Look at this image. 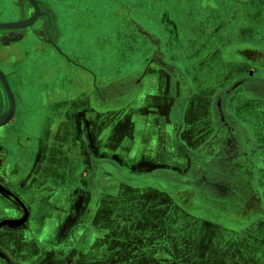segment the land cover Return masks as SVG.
Returning <instances> with one entry per match:
<instances>
[{
	"label": "crops",
	"instance_id": "obj_1",
	"mask_svg": "<svg viewBox=\"0 0 264 264\" xmlns=\"http://www.w3.org/2000/svg\"><path fill=\"white\" fill-rule=\"evenodd\" d=\"M52 1L53 10L63 3ZM253 2L80 0L74 9L81 20L70 37L54 22L51 45L36 46L20 62L16 40L4 43L0 68L16 105L0 119V264H82L97 250L125 244L123 234L158 231L167 217L174 227L190 224L211 238L225 232L189 210L183 201L191 187L182 180L203 186L216 183L215 174L233 176L245 198L252 130L229 121L224 97L257 106L261 121L254 128L264 138V78L254 75H264V25H246L250 13L259 19L263 10L250 9ZM259 27L263 33L251 43L246 34L255 31L247 28ZM108 43L116 45L117 62L97 70V47ZM243 65L250 75L239 71ZM222 75L232 82L211 85ZM250 79L256 82L246 84ZM0 104H6L1 92ZM195 111L202 115L190 116ZM207 122L215 132L204 141L196 129ZM226 132L233 135L225 139ZM258 147L257 156L264 145ZM253 161L263 176L255 189L262 210L264 156ZM144 181L159 190L139 187ZM206 191L226 201V210L242 200ZM144 210L160 215L152 223Z\"/></svg>",
	"mask_w": 264,
	"mask_h": 264
},
{
	"label": "rangeland",
	"instance_id": "obj_2",
	"mask_svg": "<svg viewBox=\"0 0 264 264\" xmlns=\"http://www.w3.org/2000/svg\"><path fill=\"white\" fill-rule=\"evenodd\" d=\"M11 1L12 0H0V21L15 16ZM62 1L63 3H59V5L54 7L57 15L55 25L60 31H63L65 35L70 37L76 30L73 28L74 21L81 20V17L77 15L74 9L78 6L80 0ZM252 4L250 9H253L255 12L257 9H262L263 11L258 14L260 16L263 15V17L255 19L254 14L250 13V19L253 21H248L246 25L252 27L257 23L264 25V0H254ZM259 15H257V17ZM217 16L218 15L212 20H215ZM205 19L206 18L203 20ZM247 29H250V32L251 30L255 31L246 34L247 39H251L249 40L251 43L256 42L257 38L263 33L261 27L258 28V31L254 28ZM115 46L116 45H114V48ZM114 48L111 43H108L104 47H97V70L105 61L115 59L113 61L117 62L115 51H113ZM104 58L105 60H103ZM243 66L245 67L241 66L239 71H242L244 68V75H250V73H248V66ZM254 75L255 78H264V75L261 76L260 73ZM231 82L232 77L222 75L210 83L211 85H220L222 87L227 86ZM253 82L256 81L250 79L246 84L252 85ZM219 89L214 91L215 94L212 103L215 101ZM26 99L31 102L30 98L27 97ZM250 102V100H244L237 96L229 97L225 95L224 97L225 112L228 115L229 121L232 123L236 120L235 122L237 123L235 125H239L241 130H245L246 125L252 130L250 136L249 134L247 136L251 139V142H253L248 149L249 158L247 159L252 161H246L243 167L244 183H242L241 190L245 194V198L243 199L244 202L237 208L231 203L232 206L226 210L222 206V204H227L226 201L223 203L221 197L218 196L217 193L211 194L207 192L205 186L196 184L197 180H192L191 182L193 184H190V181L186 178H183L184 181L182 180V186L189 189L191 187V193L187 192L186 199L183 201L185 204H189L188 207L192 205L189 207V210L194 211L201 220L222 227L227 234L221 232L211 238L210 234L204 231H197L196 233L190 224H182L174 227V225L168 224L167 221L169 218L167 217L166 224L161 225L158 231L154 228V231H150V234L144 238H139L134 235L133 237L130 236L132 239H126L127 234H123L125 237L123 238L125 244L119 245L117 249L108 250L107 248H103L97 250V255H88L84 261L85 263L83 262L82 264H264V222H259L264 218V208L262 207L261 210L260 207L257 206L258 201L256 198L258 197H256L255 194V189L258 190V188L262 186L261 179H263V176L261 178L258 173L260 168L259 163L255 165L253 161V159L260 154L264 156V148L262 149V153L257 156L258 152H260V147H258V145H264V138L255 131L254 127L257 126L261 120L256 112L257 106L252 104L253 102ZM193 115L198 117L202 114L199 111H195V113L191 112L190 116ZM3 118V115H1L0 119ZM196 130L199 131L200 134L202 131V137L205 141L214 135L215 127H209L207 122V128ZM30 131L32 130L30 129ZM228 135L229 134L226 132L225 139ZM184 142L187 143L186 141ZM216 176L217 178L220 177L218 175ZM151 182L155 181L151 180ZM139 187H151L159 190V187L156 188L157 186L155 187L153 183L150 184L148 181H144ZM212 197L213 199H209ZM192 198L193 200L191 201ZM143 213H145L142 214L145 215V217L142 218L144 220H150L151 222L153 218L160 215L158 211L146 213L144 210ZM140 223H143V221ZM140 223H137V225H140ZM102 225L103 228H107L104 224ZM132 227L130 229L135 230V226L133 225ZM3 245V241L0 239V246Z\"/></svg>",
	"mask_w": 264,
	"mask_h": 264
},
{
	"label": "flooded vegetation",
	"instance_id": "obj_3",
	"mask_svg": "<svg viewBox=\"0 0 264 264\" xmlns=\"http://www.w3.org/2000/svg\"><path fill=\"white\" fill-rule=\"evenodd\" d=\"M38 8H39V15L37 16V20L34 24H32L29 27L23 28V29H8V30H1L3 31L0 35V51L2 52H8V48H3L6 44L4 43H10V41L13 39L17 42V47L15 49V52L18 55V60L16 62H20L21 59H25L27 56H29V53L32 51L31 49H34L36 46H42L41 48L48 47V45H51V43L54 40V22H55V15L53 10V1L52 0H35ZM11 4L14 8L15 17L2 20L0 23H17V22H23L25 20L30 19L33 15H35L36 9L33 6V4L30 2V0H12ZM13 11V9H12ZM22 45V48L19 46ZM36 49V48H35ZM0 72L3 73V75H9L6 74L4 71L1 70ZM12 75H20L18 72L12 74ZM5 80L8 82L11 92L13 91L11 88V85L9 81L4 77ZM7 91L6 85L3 81V79L0 77V92L3 96V93L5 95L6 104H0V116L3 115V111L9 110V108L12 107V100L11 98L7 97L4 91ZM13 94V93H12ZM14 104L16 105V97L13 94ZM14 109V108H13ZM229 134H231L229 132ZM233 135V134H231ZM232 138H230L231 141ZM230 155V153H227ZM230 159V158H229ZM233 176H220L217 178L216 174L212 179L217 180L216 183H204L203 186H205L207 189L212 191H218L220 195L228 196L231 200L234 197H237L238 194L242 195V193L239 191L237 192V186L233 182ZM222 181H225L224 183ZM236 189V190H235ZM243 195L241 196L240 202L237 201V199H233L231 203L235 204L234 207H239L243 203Z\"/></svg>",
	"mask_w": 264,
	"mask_h": 264
},
{
	"label": "water",
	"instance_id": "obj_4",
	"mask_svg": "<svg viewBox=\"0 0 264 264\" xmlns=\"http://www.w3.org/2000/svg\"><path fill=\"white\" fill-rule=\"evenodd\" d=\"M30 2L33 4L35 9L38 11V6H37L35 0H30ZM35 17H36V15H33L30 19L25 20L23 22H19V23L0 24V29H15V28L28 27L29 25H31L36 20V19H34ZM0 77L3 79V81H4L5 85H6V89H7L8 93H9V96H10V98L12 100V107H11V109H10L8 115H7L8 117L6 118V119H9L10 116L13 114V108H14L13 95L11 93V90H10L9 86L7 85V81L5 80L4 76L1 73H0ZM2 124L3 123L0 122V126Z\"/></svg>",
	"mask_w": 264,
	"mask_h": 264
},
{
	"label": "bare ground",
	"instance_id": "obj_5",
	"mask_svg": "<svg viewBox=\"0 0 264 264\" xmlns=\"http://www.w3.org/2000/svg\"><path fill=\"white\" fill-rule=\"evenodd\" d=\"M35 15H36V17H35L34 19H36L37 16L39 15V8H38V11L36 10V14H35ZM34 19H33V20H34ZM0 73H1V72H0ZM1 74H2V73H1ZM2 75H3V74H2ZM7 85H8V84H7ZM13 101H14V100H13Z\"/></svg>",
	"mask_w": 264,
	"mask_h": 264
}]
</instances>
